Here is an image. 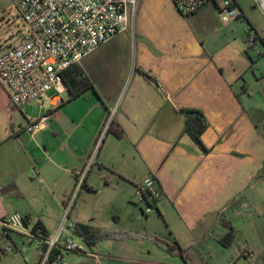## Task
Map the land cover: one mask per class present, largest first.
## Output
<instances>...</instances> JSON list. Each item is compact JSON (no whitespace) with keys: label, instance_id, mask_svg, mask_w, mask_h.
I'll list each match as a JSON object with an SVG mask.
<instances>
[{"label":"crops","instance_id":"crops-1","mask_svg":"<svg viewBox=\"0 0 264 264\" xmlns=\"http://www.w3.org/2000/svg\"><path fill=\"white\" fill-rule=\"evenodd\" d=\"M153 1H140L134 29L78 63L93 88L74 99L67 88V99L54 95L58 107L39 131L26 129L0 80V218L20 212L52 237L63 214L58 222L45 220V209L31 203L27 186L45 179L67 208L83 192L90 197L101 185L110 187V173L136 187L151 174L165 194L155 208L169 231L163 237L177 248L160 256L152 245V258L145 262L264 264V129L259 121L264 117V44L246 42L250 25L264 39V13L257 0H236L242 14L226 22L209 3L181 18L179 26L162 19ZM172 4L166 8L184 16ZM191 17L204 25L194 27ZM11 37H0V50L13 44ZM186 107L202 110L208 119L202 134L207 151L185 131ZM109 114L120 123L123 137L105 132ZM95 165L99 172L94 174ZM100 176L105 184L97 181ZM11 183L22 197L1 191ZM78 224L104 231L96 218L72 220L68 229L90 249L83 252L88 257L75 255L74 264H106L96 252L99 240L88 244L85 238L94 242L92 234L77 232ZM231 227L237 230V248L221 241Z\"/></svg>","mask_w":264,"mask_h":264},{"label":"built area","instance_id":"built-area-1","mask_svg":"<svg viewBox=\"0 0 264 264\" xmlns=\"http://www.w3.org/2000/svg\"><path fill=\"white\" fill-rule=\"evenodd\" d=\"M12 1L24 20L25 30L12 35L13 44L0 50V80L8 87L12 104L22 110L34 101L44 100V94L51 89H56L57 95L64 92L67 87L63 72L66 69L80 63L120 32L134 29L141 0ZM177 1V8L183 15H191L209 3L217 7L223 21H231L241 15L234 0ZM257 3L264 13V0H257ZM259 39L254 30L248 31L246 42L249 46ZM112 116L110 114L105 132L108 131ZM46 119L30 118L26 129L30 132L39 131ZM137 189L142 199L147 201L146 211L154 210L165 195L160 181L151 174L145 177ZM0 226L3 228L0 238L11 237V232L15 231L30 243L34 240L20 212L0 218ZM61 231L46 241L48 248L41 264L48 263L50 252L55 247H61L63 251L55 263L62 262L67 251L85 252L83 244L71 240L62 243ZM17 250V245L7 248L0 246L1 256Z\"/></svg>","mask_w":264,"mask_h":264},{"label":"rangeland","instance_id":"rangeland-1","mask_svg":"<svg viewBox=\"0 0 264 264\" xmlns=\"http://www.w3.org/2000/svg\"><path fill=\"white\" fill-rule=\"evenodd\" d=\"M251 1L253 2V0ZM173 2L174 0H154L153 4L156 6L157 13L162 19L173 23L179 21V26H181V18L186 19V16H176L174 12L166 8V6L170 8ZM245 9L250 10L251 7L247 6ZM179 13L183 15L180 11ZM199 19L200 18L197 17H191L189 21H191L194 27L200 29L204 24H201ZM20 30H25V23L22 17L19 16L14 2L12 0H0V37L9 38L19 33ZM56 94V89H51L44 94V100L34 101L25 106L22 111L18 109L17 112L22 123L27 126V120L30 118H47V116L58 107L51 100ZM58 96L67 99L68 92L58 93ZM259 121L261 122V127L264 129V117L259 118ZM93 163V161L89 162L88 169L83 179L92 168ZM97 171L99 172L97 165H95L93 170L94 174ZM108 175L110 177L109 180H112L110 187H103V185H101L99 193L90 197L85 196V192H83L76 200V203L69 204L67 208L63 205V201L53 193L52 187L45 179L43 183L37 182L35 186H27L24 190L27 192L31 203L37 204L41 209L42 207L45 209V211H41L45 220L57 221V216L63 214L62 219H60L61 223L58 225V230L53 235L55 236L61 229L62 243L67 239L68 234L71 241L74 240L75 242L82 243V238L73 234L70 229H68V225L72 223L73 219L78 217L81 220L90 222L91 219L96 218V224L103 227V233L108 235L100 239L96 247V252L102 254L103 262L106 264H152L151 262H145V260H151L152 257L149 252L151 249H154V246L158 249L160 256L167 254L169 251L161 247L157 242L147 240L146 237L147 235H152L166 240L163 235L169 232L166 228L167 224L159 218L157 209L146 211V202L139 195L136 185L131 183L126 184L118 177H114L111 173ZM97 181H102V184H105V178L101 176ZM80 186L81 185L78 186L77 190L80 189ZM141 208L144 209V212L149 216V220L146 218L145 214L142 213ZM69 215L71 217L68 219ZM2 229L3 228L0 226V232ZM131 233L138 234L139 238L131 236ZM237 240L238 235L232 242L236 248L238 246ZM15 245L18 247L17 251L2 254V256L0 254V261L2 264L40 263L41 250L39 249L38 238H34L30 243L26 237L15 231L11 232V237L0 238V246L2 248H7L8 246L14 247ZM89 250L88 248L85 252H89ZM152 252L153 255L157 253V251L154 250ZM69 253L65 252L64 260L58 264H74L76 259L74 260L73 257H75V255L77 259L80 257H88V255L83 252L72 253L71 255L74 256L69 255ZM90 261L93 260L90 258ZM174 261L178 260L176 259Z\"/></svg>","mask_w":264,"mask_h":264},{"label":"trees","instance_id":"trees-1","mask_svg":"<svg viewBox=\"0 0 264 264\" xmlns=\"http://www.w3.org/2000/svg\"><path fill=\"white\" fill-rule=\"evenodd\" d=\"M175 4H178L177 0H174ZM234 5L238 7L241 11L242 14V9L238 5V2L234 0ZM249 30H254L255 28L250 25ZM262 43L264 44V39L260 38ZM147 74V73H146ZM64 76V82L66 84L67 89L70 92V99L77 98L79 96L85 95L86 92H88L91 88H93V82L90 79L89 76L83 72L80 64H75L68 69H66L63 72ZM182 112L187 116L186 119V126H185V131L191 135V137L205 150L207 151V147L204 145L203 140H202V134L204 131L208 128L209 122L204 114V112L200 109L197 108H183ZM110 115V114H109ZM108 131L111 133H114L117 137L121 138L124 136V130L122 129L120 123L117 121L115 117H113ZM3 193L7 194H12L17 198H20L23 196V193L19 189L18 185L16 183H11L4 187L1 190ZM67 205V203L65 202ZM159 216L163 219V215L160 212ZM25 224L30 228L31 232L33 233L34 237L33 238H38L39 241V249L41 250L40 254V263L42 261V258L47 251L48 245L46 241L50 238L49 235L47 234L46 230L44 229L43 225L41 223L36 222L35 224L31 225V219L28 216H24ZM76 230L79 233H82L84 236L87 234H92V237L94 239V242H90L88 239L85 238V240L93 246L95 244V241L102 239L103 237H107L108 235L101 232L100 230H96L93 227L86 225V224H78L76 226ZM133 237H138V234L131 233L130 234ZM237 236V230L235 228L230 229V231L226 234L223 235L222 238V243L224 246L228 247L232 244V242L235 240ZM147 240L157 242L161 247L164 249L168 250L170 253L174 254L175 253V248L176 245H172L171 243L160 239L159 237L152 236V235H147L146 237ZM181 251L180 254L184 255L183 250L180 249ZM59 254H63V251L61 247H55L52 249L49 255V263H55V260H57V256Z\"/></svg>","mask_w":264,"mask_h":264},{"label":"water","instance_id":"water-1","mask_svg":"<svg viewBox=\"0 0 264 264\" xmlns=\"http://www.w3.org/2000/svg\"><path fill=\"white\" fill-rule=\"evenodd\" d=\"M12 38V37H11Z\"/></svg>","mask_w":264,"mask_h":264}]
</instances>
